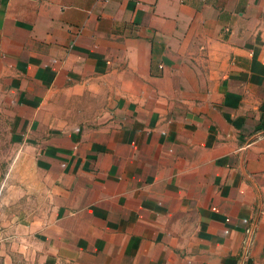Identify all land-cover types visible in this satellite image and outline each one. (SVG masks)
I'll use <instances>...</instances> for the list:
<instances>
[{"label": "crops", "instance_id": "1", "mask_svg": "<svg viewBox=\"0 0 264 264\" xmlns=\"http://www.w3.org/2000/svg\"><path fill=\"white\" fill-rule=\"evenodd\" d=\"M0 264H264V0H0Z\"/></svg>", "mask_w": 264, "mask_h": 264}]
</instances>
